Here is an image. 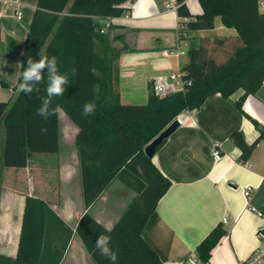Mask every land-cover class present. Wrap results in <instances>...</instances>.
Listing matches in <instances>:
<instances>
[{
  "label": "crops",
  "instance_id": "1",
  "mask_svg": "<svg viewBox=\"0 0 264 264\" xmlns=\"http://www.w3.org/2000/svg\"><path fill=\"white\" fill-rule=\"evenodd\" d=\"M38 0H0V102L14 98L27 25ZM175 0H130L129 12L99 21L107 48L126 51L117 59V93L121 104L143 103L152 80L165 78L187 63L181 48L198 47L202 38L233 29L214 19V29L189 33V41H179L177 30L183 21L166 5ZM192 16L202 14L197 0H186ZM21 14V19L16 14ZM100 49V45L97 46ZM14 52H16L14 66ZM163 67L165 60H170ZM241 91L228 98L216 94L200 108L178 116L179 128L157 150L151 165L170 187L158 200L144 226L141 238L162 264H200L196 248L218 225L227 231L211 250L205 264H247L253 251L263 243L258 235L264 228V140L246 164L238 162L240 151L228 137L241 132L247 144L258 137L254 125L234 106ZM242 110L264 127V79L255 96H249ZM59 150L54 154H32L25 168H5L0 186V256L14 259L17 252L26 196L43 200L50 213L40 264H94L76 233L84 214L105 230L112 228L135 199L136 193L114 179L88 208L84 207L80 165L75 136L77 128L58 111ZM3 127L0 129V139ZM217 149L222 159L215 162ZM8 169V170H7ZM11 169V170H9ZM14 177V186L4 178ZM9 187V188H8ZM252 188L248 199L243 190ZM226 223L222 222V219Z\"/></svg>",
  "mask_w": 264,
  "mask_h": 264
},
{
  "label": "trees",
  "instance_id": "2",
  "mask_svg": "<svg viewBox=\"0 0 264 264\" xmlns=\"http://www.w3.org/2000/svg\"><path fill=\"white\" fill-rule=\"evenodd\" d=\"M129 1L38 0L27 25L20 63L26 66L29 56L33 60L39 55L56 56L60 73L68 76L65 94L53 98L50 110L55 114L47 120L37 115L46 96V76L32 95L17 91L13 99L0 102L4 167L25 168L32 154L57 153L58 111H62L78 130L75 145L84 207H90L114 179L136 193L110 232L87 214L80 219L76 233L94 264H109L95 248L99 235L111 236V247L118 254L116 264H162L141 233L170 182L154 169L143 148L181 113L200 108L216 94L228 98L241 91L234 106L259 135L247 144L241 132L230 133L228 140L240 151L238 162L246 164L264 140V127L242 110L246 98L257 94L264 79V13L259 12L257 0H197L202 9L197 16L189 13L186 0H175L176 15L183 20L177 30L179 41H189V33L213 30L216 17L236 35L202 38L198 47H188V61L179 70L183 90L158 96L149 86L144 105L119 102L116 62L126 48H107L105 35L100 33L99 21L126 15ZM209 43L232 50L218 62L207 50ZM21 71L20 65L14 92ZM0 86L6 87L1 77ZM90 101L96 104L95 114L83 116V105ZM49 213L43 200L25 197L16 256H0V264H40ZM260 214L264 217V211ZM226 234L218 224L200 242L196 248L200 264L208 263L211 250ZM258 235L264 237V228Z\"/></svg>",
  "mask_w": 264,
  "mask_h": 264
},
{
  "label": "clouds",
  "instance_id": "3",
  "mask_svg": "<svg viewBox=\"0 0 264 264\" xmlns=\"http://www.w3.org/2000/svg\"><path fill=\"white\" fill-rule=\"evenodd\" d=\"M20 65L22 71L20 72L18 91L26 96L32 95L34 91H39L36 86L43 83L45 76L47 77L46 96L41 99V106L37 109V115L43 120L49 119L55 114L54 110H50L53 98L65 94V86L68 84L67 74L60 73L56 56L49 57L47 54L39 55L38 60H33L29 56L26 66L24 63H20ZM95 111V102H86L82 108V115H94ZM41 130L44 131L45 129ZM108 231L110 232L111 229L109 228ZM111 244L110 235H99L95 240V248L99 255L107 259L109 264H116L118 254L111 247Z\"/></svg>",
  "mask_w": 264,
  "mask_h": 264
},
{
  "label": "built area",
  "instance_id": "4",
  "mask_svg": "<svg viewBox=\"0 0 264 264\" xmlns=\"http://www.w3.org/2000/svg\"><path fill=\"white\" fill-rule=\"evenodd\" d=\"M257 4H258L259 12L264 13V0H257ZM166 8L175 9V2H171L167 4ZM16 18L20 20L21 14L17 13ZM103 32L104 31L100 29V33L102 34ZM170 54L178 56V55L184 54V51L181 48H179V49H175L171 51ZM181 75L182 74L180 73V71H178L177 73H172L165 78L159 77L155 80H152V82L150 83L152 92L155 95L164 96V95L176 92V91L183 90L185 82L181 79ZM211 155L215 162L220 161L223 157L222 154L217 149H213L211 152ZM251 191H252V188L246 187L243 190L244 198L248 199ZM263 207H264V203H263ZM222 222L226 223L225 218L222 219ZM262 239H263V243L260 244L258 248H256L253 251L250 258L248 259L247 264H264V237H262Z\"/></svg>",
  "mask_w": 264,
  "mask_h": 264
},
{
  "label": "rangeland",
  "instance_id": "5",
  "mask_svg": "<svg viewBox=\"0 0 264 264\" xmlns=\"http://www.w3.org/2000/svg\"><path fill=\"white\" fill-rule=\"evenodd\" d=\"M216 22H218V23L221 22L219 17L216 18ZM216 35H217V37H224V36H227L228 33L226 31V32H224L222 34L216 33ZM207 47H208L207 50L210 52V54L213 56V58L216 59L218 62L224 61L229 56V54H230V52L232 50V48L230 46L229 47L228 46H220V45H218L216 43H209ZM15 59H16V52H14V66H15ZM184 59H187V53L186 52H185V54H183L181 56V60H184ZM170 62H172V58L170 60H165L164 63H163V67L168 66ZM173 72L177 73L178 71L176 69ZM146 102H147V99L143 103L135 102V103H137L135 105H144V104H146ZM3 143H4V133H2V136H1V139H0V181H1V179L3 180V178L1 177V172L3 170H5V168L3 166V162H2ZM9 170H11V169H9ZM4 181H5L6 184L14 186V177L7 176L6 179L4 178ZM3 191H4V189H3L2 185H1L0 186V198L2 196V192Z\"/></svg>",
  "mask_w": 264,
  "mask_h": 264
},
{
  "label": "water",
  "instance_id": "6",
  "mask_svg": "<svg viewBox=\"0 0 264 264\" xmlns=\"http://www.w3.org/2000/svg\"><path fill=\"white\" fill-rule=\"evenodd\" d=\"M179 126L180 121L178 119L172 121L143 148L144 156L148 159H152L160 146L179 128Z\"/></svg>",
  "mask_w": 264,
  "mask_h": 264
}]
</instances>
